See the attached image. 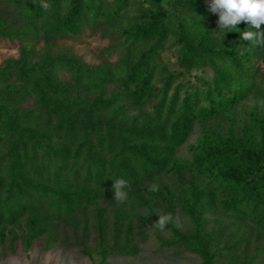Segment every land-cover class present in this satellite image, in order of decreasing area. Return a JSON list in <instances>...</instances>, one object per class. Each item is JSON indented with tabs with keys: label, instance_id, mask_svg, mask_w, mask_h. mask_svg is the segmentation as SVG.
Listing matches in <instances>:
<instances>
[{
	"label": "trees",
	"instance_id": "trees-1",
	"mask_svg": "<svg viewBox=\"0 0 264 264\" xmlns=\"http://www.w3.org/2000/svg\"><path fill=\"white\" fill-rule=\"evenodd\" d=\"M41 2L0 0L16 48L0 63V261L38 246L117 264L153 239L264 264V47L240 39L248 25L224 38L208 0ZM85 35L108 42L99 63L68 45Z\"/></svg>",
	"mask_w": 264,
	"mask_h": 264
},
{
	"label": "rangeland",
	"instance_id": "rangeland-1",
	"mask_svg": "<svg viewBox=\"0 0 264 264\" xmlns=\"http://www.w3.org/2000/svg\"><path fill=\"white\" fill-rule=\"evenodd\" d=\"M106 40L100 37L85 35L80 42L68 43L75 52L79 54L88 63H99V51L107 45ZM16 48L9 41L0 40V63L7 55H15ZM254 102L249 101L247 106ZM155 240L141 245L140 255L128 259L116 260L117 264H200V260L188 255L186 257L173 256L172 252L164 254L155 253ZM0 264H92L87 257H82L76 252H65L61 249H55L48 253H40L38 246L29 254L19 252L17 256L10 257Z\"/></svg>",
	"mask_w": 264,
	"mask_h": 264
},
{
	"label": "clouds",
	"instance_id": "clouds-1",
	"mask_svg": "<svg viewBox=\"0 0 264 264\" xmlns=\"http://www.w3.org/2000/svg\"><path fill=\"white\" fill-rule=\"evenodd\" d=\"M208 4V10L218 17L217 29L224 33V38L229 32H239L237 25L245 23L248 27L240 32V39L250 42L253 47H264V0H208ZM41 7L47 10L50 5L42 0ZM130 187L131 185L124 178L113 180L114 200L126 201L127 189ZM146 187L150 192L158 191V185ZM171 220V214H158V219L152 227L164 230Z\"/></svg>",
	"mask_w": 264,
	"mask_h": 264
}]
</instances>
